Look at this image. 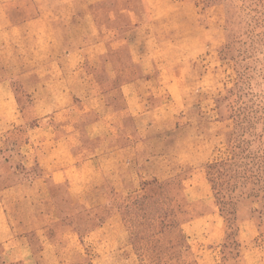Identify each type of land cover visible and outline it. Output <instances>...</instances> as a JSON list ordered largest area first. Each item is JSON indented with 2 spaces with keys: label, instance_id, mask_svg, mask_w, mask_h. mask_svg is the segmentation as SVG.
<instances>
[{
  "label": "rangeland",
  "instance_id": "obj_1",
  "mask_svg": "<svg viewBox=\"0 0 264 264\" xmlns=\"http://www.w3.org/2000/svg\"><path fill=\"white\" fill-rule=\"evenodd\" d=\"M211 208L264 264V0H0V264H198Z\"/></svg>",
  "mask_w": 264,
  "mask_h": 264
},
{
  "label": "crops",
  "instance_id": "obj_2",
  "mask_svg": "<svg viewBox=\"0 0 264 264\" xmlns=\"http://www.w3.org/2000/svg\"><path fill=\"white\" fill-rule=\"evenodd\" d=\"M56 150V147L53 146V150H51L49 155L53 169L58 168L56 164L59 165V157H62L63 159L65 158V160L68 161L72 155L71 151L67 149L62 152L61 155L63 156H58ZM25 155L27 156V158H29L28 153H25ZM38 160L40 166L43 168L42 162L43 160H45L44 155L39 156ZM209 195L210 194L208 193L207 189V193H205V195L203 196L200 195L199 199L204 200L205 198V200H208ZM222 218L223 216L220 212L211 208L205 210V212H203L202 214L195 216L193 220L189 221L190 223H185L184 225H182V233L185 238L191 243H200L198 244V247L201 248L199 251L200 257L198 259V264H210V261H205V255H209L211 257V262H213V264L220 263V249L222 248L223 242H225V239L221 241V238L223 237V235L226 237V232L224 233L223 231H221L220 227V219ZM238 236L240 237V232Z\"/></svg>",
  "mask_w": 264,
  "mask_h": 264
}]
</instances>
